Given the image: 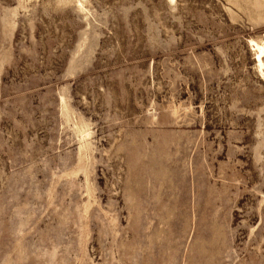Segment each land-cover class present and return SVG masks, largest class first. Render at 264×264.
<instances>
[{
  "label": "rangeland",
  "instance_id": "rangeland-1",
  "mask_svg": "<svg viewBox=\"0 0 264 264\" xmlns=\"http://www.w3.org/2000/svg\"><path fill=\"white\" fill-rule=\"evenodd\" d=\"M264 0H0V264H264Z\"/></svg>",
  "mask_w": 264,
  "mask_h": 264
},
{
  "label": "bare ground",
  "instance_id": "bare-ground-1",
  "mask_svg": "<svg viewBox=\"0 0 264 264\" xmlns=\"http://www.w3.org/2000/svg\"><path fill=\"white\" fill-rule=\"evenodd\" d=\"M258 49H259V52H260V54L258 56V60H259V62H262V56L264 55V48L258 47Z\"/></svg>",
  "mask_w": 264,
  "mask_h": 264
}]
</instances>
